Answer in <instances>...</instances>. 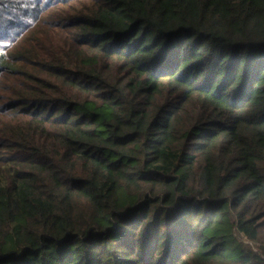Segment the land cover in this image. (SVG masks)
<instances>
[{
    "label": "trees",
    "instance_id": "obj_1",
    "mask_svg": "<svg viewBox=\"0 0 264 264\" xmlns=\"http://www.w3.org/2000/svg\"><path fill=\"white\" fill-rule=\"evenodd\" d=\"M0 29V264H264V0H0Z\"/></svg>",
    "mask_w": 264,
    "mask_h": 264
},
{
    "label": "rangeland",
    "instance_id": "obj_2",
    "mask_svg": "<svg viewBox=\"0 0 264 264\" xmlns=\"http://www.w3.org/2000/svg\"><path fill=\"white\" fill-rule=\"evenodd\" d=\"M245 242L249 243L254 249H259V247L251 240L249 239H244Z\"/></svg>",
    "mask_w": 264,
    "mask_h": 264
},
{
    "label": "snow or ice",
    "instance_id": "obj_3",
    "mask_svg": "<svg viewBox=\"0 0 264 264\" xmlns=\"http://www.w3.org/2000/svg\"><path fill=\"white\" fill-rule=\"evenodd\" d=\"M0 35H2V29H0Z\"/></svg>",
    "mask_w": 264,
    "mask_h": 264
}]
</instances>
